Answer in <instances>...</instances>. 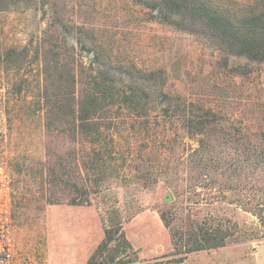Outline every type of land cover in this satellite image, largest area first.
Segmentation results:
<instances>
[{
	"label": "rangeland",
	"instance_id": "1",
	"mask_svg": "<svg viewBox=\"0 0 264 264\" xmlns=\"http://www.w3.org/2000/svg\"><path fill=\"white\" fill-rule=\"evenodd\" d=\"M25 2L21 0L1 15L0 57L9 47L35 46L44 37L49 47L60 53L61 68L67 65L73 70L76 98L90 74L107 69L121 88L148 90L156 81L152 87L162 96H181L198 107H211L217 124L236 129L228 134L215 130L194 138L175 135V126L165 125L160 117L165 106L162 98L154 101L155 108L148 116L113 111L116 122L102 136L112 152L107 177L89 192V205H69L67 189L40 184V165L46 163L41 167L45 176L60 158L76 182L90 183L91 173L80 164L90 147L79 138L68 139L65 131L63 136H45L39 118L30 110L22 109L21 116L11 111L14 103L24 106L22 102L38 101L35 94L40 65L33 52L19 71L25 78L20 95L11 87L15 72L0 62V168L13 199L35 198L25 203L27 210L12 208L18 263L85 264L104 240L105 231L110 230L123 233L130 248L117 250L114 243L110 244L114 251H107L106 256L116 251L119 254L109 264H170L171 256L161 258L173 249L159 212L170 208L182 217V210L197 208L193 203L200 198L223 195L218 191L203 193L200 198L192 195L189 186L224 180L198 177L189 169L193 162L204 156L209 164L245 167L252 161L245 152L264 147V63L227 58L199 33L176 30L163 21L158 4L145 8L142 0ZM59 27L65 34L60 41L54 36ZM233 66L246 67L247 73L232 76L229 69ZM151 75L158 80L153 81ZM164 135L170 136V142ZM233 182L250 188L256 178ZM257 194L253 190L237 192L249 199ZM49 196L58 203L42 205ZM168 197L171 201L165 202ZM232 216L242 230L250 228L251 222L259 225L250 214L233 210ZM258 230L259 236H264L261 226ZM188 258L186 264H264V237L196 252Z\"/></svg>",
	"mask_w": 264,
	"mask_h": 264
},
{
	"label": "trees",
	"instance_id": "2",
	"mask_svg": "<svg viewBox=\"0 0 264 264\" xmlns=\"http://www.w3.org/2000/svg\"><path fill=\"white\" fill-rule=\"evenodd\" d=\"M20 1L0 0V18L1 15L10 12L13 5ZM25 1L26 5H31L33 0ZM142 3L145 8H155L158 4L166 24L179 31L199 33L227 58L236 57L243 58L250 63H264V0L244 2H238V0H142ZM61 35L65 34L59 27L55 30L54 36L60 41ZM31 52L39 60L40 65L39 79L36 80L37 94H35V99L38 97V101L33 104L22 102L24 106L14 103L11 111L21 116L22 109L30 110L34 116L39 118L38 122L45 136L53 134L57 137L63 136L62 131H65L68 133V139L75 141L79 138L83 144L90 147L80 163L87 174L91 173L93 180L90 183L76 182L72 175L67 174L60 158L54 160L55 163L51 166L49 165L50 168L45 176V170L41 167L46 163L40 165L42 180L40 184L45 182L49 187L50 185L53 188L62 186L67 189L70 194L66 203L69 205H89L87 198L89 192L99 187L107 177L106 172L112 163V152L108 149L109 142L102 139V136L103 131H110L116 122L117 117L111 116L113 111L125 110L136 116H148L149 111L155 108L154 101L162 98L165 106L161 109L160 117L165 125L175 126V135L178 133L181 136L194 138L215 130L228 134L236 129L231 125L217 124L213 119L214 113L211 107H198L193 102L182 99L181 96L176 99L162 96L159 89L152 87L157 84L154 80H158L152 75L150 77L153 79L148 80H153L154 85L150 84L148 90L137 87L124 89L116 84L111 72L107 69H100L88 76L89 81L76 98V81L73 70L68 69L67 65L61 68L60 53L52 50L44 37L40 38L35 46L9 47L0 57V62L6 65V69H12L15 72L16 79L12 80L11 87L15 89L17 95H20L25 82V78L19 76V71ZM51 68L53 73L49 74ZM247 70L246 67L233 66L229 69V74L232 76L245 75ZM16 80L18 83L15 84ZM164 136L170 142V136ZM262 146L258 151L245 152L248 154L246 158L252 159L251 163L245 167L236 164L221 166L209 164L208 158L204 156L193 162L189 169L194 171L198 177L214 176L222 177L224 180L219 183L212 180L209 184L199 183L189 186L192 195L200 198L204 195L203 193L214 191L223 195L210 197L209 194L208 198L202 197L200 201L196 199L197 202L193 205L197 208H184L182 212L185 214L182 217H177L175 211L170 208L159 212L160 220L170 235L173 249L170 254L162 255L161 258L171 256L172 258L168 261L170 264H182L192 253L211 251L229 244L264 237L259 236L258 230L261 226L264 231V147ZM76 170L79 171L77 164ZM243 177H255L256 183L248 188L242 183L233 182L234 179ZM241 190H253L258 194L249 199L237 195V192L239 194ZM34 199L27 200L24 196L15 199L12 197L11 223L13 206L27 210L25 203H30ZM37 201L40 202V198ZM57 203L54 196H49L42 205ZM233 210L250 214L259 220V225L251 222L250 228L240 229L233 221ZM184 217L187 219L186 223H184ZM112 243L115 244L114 248L117 250L118 248L124 250L130 248L123 233L106 230L104 240L87 264H109V261L119 254L116 251L113 255L106 256L107 251H114L113 248H109Z\"/></svg>",
	"mask_w": 264,
	"mask_h": 264
},
{
	"label": "built area",
	"instance_id": "3",
	"mask_svg": "<svg viewBox=\"0 0 264 264\" xmlns=\"http://www.w3.org/2000/svg\"><path fill=\"white\" fill-rule=\"evenodd\" d=\"M12 192L0 168V264H19L11 223Z\"/></svg>",
	"mask_w": 264,
	"mask_h": 264
},
{
	"label": "crops",
	"instance_id": "4",
	"mask_svg": "<svg viewBox=\"0 0 264 264\" xmlns=\"http://www.w3.org/2000/svg\"><path fill=\"white\" fill-rule=\"evenodd\" d=\"M192 254H193V253H192ZM192 254H190V255H192ZM190 255H189V256H190ZM189 256H188V257H189ZM188 257H187V259L184 260V262H183L182 264H186L187 261H189L190 258H188ZM88 260H89V258L86 259L84 263L87 264ZM191 262H192V261H191ZM192 264H194V263L192 262Z\"/></svg>",
	"mask_w": 264,
	"mask_h": 264
},
{
	"label": "water",
	"instance_id": "5",
	"mask_svg": "<svg viewBox=\"0 0 264 264\" xmlns=\"http://www.w3.org/2000/svg\"><path fill=\"white\" fill-rule=\"evenodd\" d=\"M92 54H90V56H91ZM171 201V198L170 197H168V198H166L165 199V202H170Z\"/></svg>",
	"mask_w": 264,
	"mask_h": 264
}]
</instances>
